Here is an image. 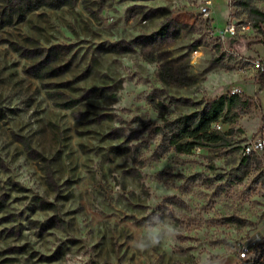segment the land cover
I'll use <instances>...</instances> for the list:
<instances>
[{"label":"rangeland","instance_id":"obj_1","mask_svg":"<svg viewBox=\"0 0 264 264\" xmlns=\"http://www.w3.org/2000/svg\"><path fill=\"white\" fill-rule=\"evenodd\" d=\"M231 1L0 0V264H264V0Z\"/></svg>","mask_w":264,"mask_h":264},{"label":"trees","instance_id":"obj_2","mask_svg":"<svg viewBox=\"0 0 264 264\" xmlns=\"http://www.w3.org/2000/svg\"><path fill=\"white\" fill-rule=\"evenodd\" d=\"M260 14L264 22V12H260ZM263 76L264 71L260 73L259 78L261 79ZM231 101L232 98L227 100L224 96L215 98L210 102L209 108L196 121L186 122L180 126L171 138V143L174 144L175 149L179 152L188 153L197 146H204L219 139L220 136L215 132L213 126L222 117L225 107Z\"/></svg>","mask_w":264,"mask_h":264},{"label":"built area","instance_id":"obj_3","mask_svg":"<svg viewBox=\"0 0 264 264\" xmlns=\"http://www.w3.org/2000/svg\"><path fill=\"white\" fill-rule=\"evenodd\" d=\"M230 4H232V1L230 0ZM214 5V0H205L203 5L200 7V12L205 15L209 16L212 10V6ZM213 32H217L218 37L222 41H226L227 37H233L236 38L239 34L248 32L252 29H254V24L250 20H240L239 18L235 16H230L227 25L225 28H213ZM252 67L257 72H263L264 71V59L261 56H258L256 58L250 59ZM232 94H239L242 95L245 93L242 86H235L231 90ZM214 127L221 128V125L219 122H216L214 124ZM243 154L244 155H251L255 153H264V132L260 133L256 136H253L243 146ZM250 249L248 247H245L240 253L239 257L240 259L244 258H250Z\"/></svg>","mask_w":264,"mask_h":264},{"label":"crops","instance_id":"obj_4","mask_svg":"<svg viewBox=\"0 0 264 264\" xmlns=\"http://www.w3.org/2000/svg\"><path fill=\"white\" fill-rule=\"evenodd\" d=\"M263 59H264V58H263ZM240 86H242V88L244 89V86L242 85V83H241ZM245 94H247V93H245ZM247 96H249V97H251V98H253V99H256V100L258 101V105H259V97L257 96V94H255V95L247 94ZM259 108H260V112H261V107H260V105H259ZM261 114H262V112H261ZM263 118H264V116H263V114H262V120H263Z\"/></svg>","mask_w":264,"mask_h":264}]
</instances>
